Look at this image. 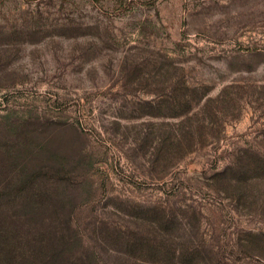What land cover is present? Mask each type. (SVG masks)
Returning <instances> with one entry per match:
<instances>
[{
    "label": "rangeland",
    "instance_id": "obj_1",
    "mask_svg": "<svg viewBox=\"0 0 264 264\" xmlns=\"http://www.w3.org/2000/svg\"><path fill=\"white\" fill-rule=\"evenodd\" d=\"M0 241L264 264V0H0Z\"/></svg>",
    "mask_w": 264,
    "mask_h": 264
},
{
    "label": "trees",
    "instance_id": "obj_2",
    "mask_svg": "<svg viewBox=\"0 0 264 264\" xmlns=\"http://www.w3.org/2000/svg\"><path fill=\"white\" fill-rule=\"evenodd\" d=\"M1 242V241H0ZM4 246V245H3ZM8 258H11V256L8 254V256H7ZM0 258H1V255H0ZM8 260V259H7ZM11 260H12V258H11ZM15 260V259H14ZM2 260H0V264H3L2 262H1ZM4 264H7V261H5L4 262Z\"/></svg>",
    "mask_w": 264,
    "mask_h": 264
}]
</instances>
